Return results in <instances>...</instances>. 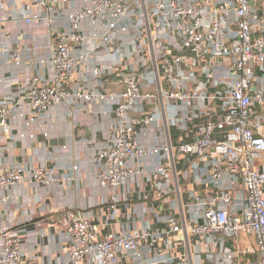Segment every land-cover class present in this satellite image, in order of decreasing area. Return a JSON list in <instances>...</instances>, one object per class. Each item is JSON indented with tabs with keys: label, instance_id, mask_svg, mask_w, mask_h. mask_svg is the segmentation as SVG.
I'll return each instance as SVG.
<instances>
[{
	"label": "built area",
	"instance_id": "obj_1",
	"mask_svg": "<svg viewBox=\"0 0 264 264\" xmlns=\"http://www.w3.org/2000/svg\"><path fill=\"white\" fill-rule=\"evenodd\" d=\"M11 1L35 5V13L22 14L25 24L45 20L56 34L50 46L49 76L27 77L16 84L18 100L3 97L0 101V131L8 132V121L23 120L28 128L33 117L58 105L111 103L116 121L106 146L95 156L99 187L118 188L130 176L144 174L134 163L145 156L166 160L173 156L169 145L146 148L133 143L147 128L161 127L158 112L164 105L172 109L173 126L183 121L184 108L193 117L215 109L220 113L217 120L204 122L199 138L175 148L178 155L213 160L214 170L206 179L213 192L194 205L192 221L179 224L175 216H169L165 231L147 226L100 237L99 226L88 216L66 210L63 220L71 239L69 260L194 264L189 238H195L216 252L209 257L216 264H264V88L252 90L257 83L254 71L264 68V0ZM63 20L67 27L61 26ZM128 45L131 52L126 51ZM75 47L85 52L77 55ZM105 50H112L106 54L110 60L106 70L123 67L127 61L121 89L87 91L84 82L74 81L75 77L94 79L101 71L97 67L77 69ZM27 51L36 54L34 47ZM196 101L202 104L198 108H194ZM22 104L30 114L27 122L19 110ZM154 171L164 173L165 169L157 165ZM223 173L229 176L226 182ZM56 181L42 167L26 171L0 166V264H22L23 241L22 231L5 224L2 192L27 182L50 186ZM117 202L110 197L104 225L115 222ZM141 212L146 211L142 208ZM237 235L253 240L252 247L241 251L252 255L244 262L240 253L224 247V236ZM172 236L184 241V251H175Z\"/></svg>",
	"mask_w": 264,
	"mask_h": 264
},
{
	"label": "crops",
	"instance_id": "obj_2",
	"mask_svg": "<svg viewBox=\"0 0 264 264\" xmlns=\"http://www.w3.org/2000/svg\"><path fill=\"white\" fill-rule=\"evenodd\" d=\"M74 3L79 4L78 1ZM36 10L33 4L0 0V101L3 97L18 100L20 92L16 84L27 77L49 76L50 46L56 31H50L45 20L25 24L22 14L35 13ZM61 23L62 27H67L66 20ZM84 27L89 29L87 24ZM129 45L127 52L132 51ZM32 47L36 49L34 55L27 51ZM84 52L80 47L74 48L77 55ZM109 52L112 50L99 53L97 58L87 60L86 67L77 69L82 71L97 67L101 71L100 77L90 79L89 76V80L85 77L76 80L75 77L74 81L84 82L85 89L91 92L119 91L121 75L127 71V61L123 67L116 66L108 71L105 68L110 64L106 56ZM39 60L44 64L39 65ZM254 75L257 83L252 90L264 88V68L256 69ZM200 105L196 101L194 108ZM113 107L103 101L77 103L72 107L58 105L33 117L28 128H24L23 120L8 121V132L0 131V166L20 167L26 171L42 167L57 179L50 186H34L27 182L2 192L6 198L3 208L5 224L22 231V264H88L69 260L71 239L63 220L66 210L88 216L92 223L99 226L100 237L147 226L165 231L167 226L164 222L169 216H175L179 224L182 220L188 224L195 215L194 205L212 194L213 187L206 179L214 170L213 160L206 158L200 161L194 156L178 155L175 148L199 138L204 122L207 119L217 120L219 111L195 113L193 117L184 108L181 114L183 121L173 126L170 120L172 109L165 105L158 112L161 127L147 128L146 134L137 136L133 143L146 148L169 145L173 156L167 160L145 156L134 163L145 171L144 174L130 176L127 184L118 188L99 187L95 176L100 168L95 156L106 146L109 131L116 121ZM19 110L27 122L30 117L27 106L19 105ZM74 110L79 113L74 114ZM256 162H259V157ZM157 165L165 169L164 173L154 171ZM222 180L228 181L229 176L223 173ZM237 188L240 189L239 183ZM110 197L118 201L117 216L115 222L104 225ZM142 208L145 213L141 212ZM170 238L175 251H184L186 246L180 237ZM222 239L227 251L240 253L242 262L252 257L245 252L242 254L252 247V239L243 235L224 236ZM189 244L194 264H216L209 260L216 252L209 250L205 243L189 238ZM158 248L162 250L161 243ZM199 248L200 252H196ZM134 263L142 264L138 260Z\"/></svg>",
	"mask_w": 264,
	"mask_h": 264
}]
</instances>
